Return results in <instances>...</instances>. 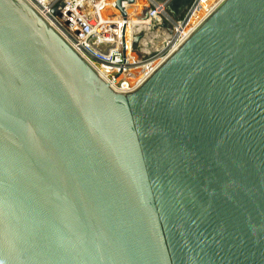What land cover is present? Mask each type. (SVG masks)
<instances>
[{
    "label": "water",
    "instance_id": "1",
    "mask_svg": "<svg viewBox=\"0 0 264 264\" xmlns=\"http://www.w3.org/2000/svg\"><path fill=\"white\" fill-rule=\"evenodd\" d=\"M0 264H264V0L126 95L0 0Z\"/></svg>",
    "mask_w": 264,
    "mask_h": 264
},
{
    "label": "built area",
    "instance_id": "2",
    "mask_svg": "<svg viewBox=\"0 0 264 264\" xmlns=\"http://www.w3.org/2000/svg\"><path fill=\"white\" fill-rule=\"evenodd\" d=\"M26 1L102 80L126 95L135 92L173 54L171 49L185 43L227 0H192L178 16L168 12L175 0H144L143 18L150 24L138 34L131 32L129 22L140 9V0L125 5L126 17L116 7L119 0ZM165 40L166 46L159 49Z\"/></svg>",
    "mask_w": 264,
    "mask_h": 264
},
{
    "label": "bare ground",
    "instance_id": "3",
    "mask_svg": "<svg viewBox=\"0 0 264 264\" xmlns=\"http://www.w3.org/2000/svg\"><path fill=\"white\" fill-rule=\"evenodd\" d=\"M180 2V3H179ZM182 1H180V0H175L174 1V3L170 6V8L171 7H174V10L176 11V13H179V12H181L186 6L184 5V4H182L181 3ZM205 2H206V0H205ZM175 4H179V5H176V6H174ZM145 5H146V2L144 1V0H140V9L136 12V14L134 15V16H132L131 15V21L129 22V26H130V29H131V32H135L136 30H133V28H135L136 26H137V24L139 23V21H140V19L141 20H144V23H145V25H143V29H144V26H145V30H147L148 29V25L150 24V21H148V19L147 18H143V14L145 13ZM132 12H134V10H129V13L131 14ZM141 12H142V14H141ZM110 15H112L113 17H116L117 19H118V16L114 13V12H111V13H109ZM108 14V15H109ZM181 25H178V26H176V30H177V32L178 33H180V31H181ZM149 31V30H148ZM147 31V32H148ZM190 34V33H189ZM192 34V33H191ZM190 34V35H191ZM147 37H149L148 35H147ZM167 40H165L164 42H160L159 43V49H162L163 47H165L166 46V44H167ZM178 47V45L177 46H174L172 49H171V52L173 51V53L178 49L177 48ZM150 52H152V51H150ZM156 69H154L153 71H152V73L155 71ZM151 73V74H152Z\"/></svg>",
    "mask_w": 264,
    "mask_h": 264
},
{
    "label": "rangeland",
    "instance_id": "4",
    "mask_svg": "<svg viewBox=\"0 0 264 264\" xmlns=\"http://www.w3.org/2000/svg\"><path fill=\"white\" fill-rule=\"evenodd\" d=\"M173 19H175L176 21L183 20V18H181V17H179V18H176V17H175V18H173ZM143 25H145L144 20H141V19H140V21H139V23L137 24V26H136L135 28H133V30H136L134 33H135V34H138V33L142 32V30L145 29V26H144V29H143ZM170 29H171L172 31H174V27H173V26H171Z\"/></svg>",
    "mask_w": 264,
    "mask_h": 264
}]
</instances>
